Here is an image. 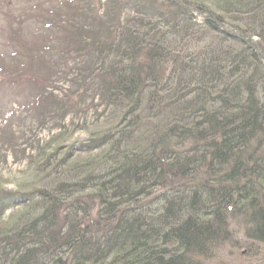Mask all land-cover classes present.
<instances>
[{"label": "trees", "instance_id": "trees-1", "mask_svg": "<svg viewBox=\"0 0 264 264\" xmlns=\"http://www.w3.org/2000/svg\"><path fill=\"white\" fill-rule=\"evenodd\" d=\"M56 7L0 60L51 85L0 107V264H203L235 219L264 244V0Z\"/></svg>", "mask_w": 264, "mask_h": 264}, {"label": "rangeland", "instance_id": "rangeland-1", "mask_svg": "<svg viewBox=\"0 0 264 264\" xmlns=\"http://www.w3.org/2000/svg\"><path fill=\"white\" fill-rule=\"evenodd\" d=\"M60 1L68 3L71 0H0V60L8 58L7 50L19 46L18 42L21 38L24 39H22L24 43H29L31 46L38 44L41 15H45L43 34L47 38L51 31L56 8H60L56 7V3ZM38 71L41 70H35L33 74L24 79L25 83H20L11 89L5 88L10 81L4 80L3 86H0V107L37 102V99L33 97L40 93L41 89L51 87L47 82H43L42 75L46 71ZM32 75L40 77L36 79ZM56 81L57 79H54L52 84ZM58 87L59 91L67 88L63 83ZM86 139L87 136L83 133L75 136V141L79 143H83ZM22 170V166L13 163L11 156L7 163L0 161V171L5 176L19 174ZM242 224L240 219L231 221V242L220 247L215 259L204 261L203 264H264V244L247 240L244 237Z\"/></svg>", "mask_w": 264, "mask_h": 264}]
</instances>
